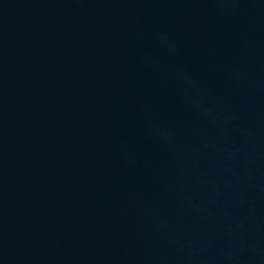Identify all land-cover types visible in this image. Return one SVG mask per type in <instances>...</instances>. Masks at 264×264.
<instances>
[{
	"label": "water",
	"instance_id": "1",
	"mask_svg": "<svg viewBox=\"0 0 264 264\" xmlns=\"http://www.w3.org/2000/svg\"><path fill=\"white\" fill-rule=\"evenodd\" d=\"M0 264H264V0H0Z\"/></svg>",
	"mask_w": 264,
	"mask_h": 264
}]
</instances>
